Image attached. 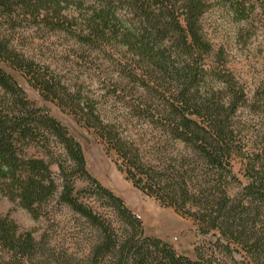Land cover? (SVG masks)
Listing matches in <instances>:
<instances>
[{
	"label": "trees",
	"instance_id": "obj_1",
	"mask_svg": "<svg viewBox=\"0 0 264 264\" xmlns=\"http://www.w3.org/2000/svg\"><path fill=\"white\" fill-rule=\"evenodd\" d=\"M225 1L238 20H247L255 5L261 6V0ZM209 6V0H0V194L33 219L42 217L58 185L49 163L26 150L40 146L51 155L50 144L61 147L72 167L66 171L59 165L57 202L96 234L87 256L72 264L220 263L199 250L192 260L147 236L124 202L85 169L81 147L67 129L35 108L6 68L19 72L44 100L79 116L115 152L118 170L133 187L191 218L200 234L217 233L216 247L225 255L236 247L247 263L264 264V135L260 152L248 163L242 196L232 197L227 186L239 183L230 162L238 148L235 119L248 97L229 69L207 63L218 55L213 56L202 32ZM24 25L63 33L80 47L100 52L121 80L141 90L137 115L181 145L182 152L144 155L116 124L102 118L95 103L18 48L14 34ZM256 97L254 108L264 113V87ZM78 178L94 186L93 194L110 209L108 216L79 200L86 191L75 192ZM46 252L9 214L0 215V264L55 258Z\"/></svg>",
	"mask_w": 264,
	"mask_h": 264
},
{
	"label": "rangeland",
	"instance_id": "obj_2",
	"mask_svg": "<svg viewBox=\"0 0 264 264\" xmlns=\"http://www.w3.org/2000/svg\"><path fill=\"white\" fill-rule=\"evenodd\" d=\"M209 5L201 20L202 32L212 45L213 56L216 53L218 55L207 58V63L213 67L225 66L229 69L248 97L247 105L238 110L235 119L238 148L230 161L239 183L227 186L232 197H241V190L248 181V163L263 145L264 113L254 106L258 105L256 92L264 87V0H261V6L255 5L247 20H238L225 0H209ZM14 37L21 51L45 64L71 91H80L83 97L95 103L102 118L116 124L123 135L139 145L144 155L154 158V155L160 153L176 155L178 150L182 152L181 145L162 136L160 131L148 125L143 116L137 115L135 107L141 90L127 80H121L117 67L100 52L80 47L63 33H50L30 25L18 27ZM6 71L24 90L35 108L42 109L67 129L81 147L85 169L124 202L141 222L147 236L162 239L177 254L192 260L196 259L199 250L207 258L211 257L220 264H249L244 259L245 253L238 248L235 247L230 256L225 255L219 246L216 247L219 237L217 233L200 234L191 218L180 216L172 208L160 205L153 197L133 187L118 170L115 152L92 129L86 128L79 116H75L67 108L58 107L56 102L44 100L19 72L8 68ZM44 151L39 146L28 148L26 153L28 156L44 158L58 185L57 195L45 214L33 219L17 204L0 194V215L9 214L20 231L31 232L37 241L44 244L46 255L53 254L55 257L45 260L40 258L36 260L37 263L62 264L60 261H65L72 264L87 256L96 234L83 219L57 202L61 190L59 165L69 171L71 162L57 144H50L51 155H46ZM74 188L75 192L86 191L78 195L81 202L105 216L109 215L110 209L105 200L93 194L94 186L78 178L74 182Z\"/></svg>",
	"mask_w": 264,
	"mask_h": 264
}]
</instances>
